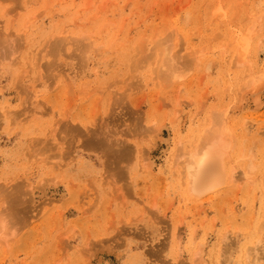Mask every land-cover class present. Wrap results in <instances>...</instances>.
I'll list each match as a JSON object with an SVG mask.
<instances>
[{"label": "rangeland", "instance_id": "rangeland-1", "mask_svg": "<svg viewBox=\"0 0 264 264\" xmlns=\"http://www.w3.org/2000/svg\"><path fill=\"white\" fill-rule=\"evenodd\" d=\"M211 132L222 178L191 192ZM249 263L264 0H0V264Z\"/></svg>", "mask_w": 264, "mask_h": 264}, {"label": "bare ground", "instance_id": "bare-ground-1", "mask_svg": "<svg viewBox=\"0 0 264 264\" xmlns=\"http://www.w3.org/2000/svg\"><path fill=\"white\" fill-rule=\"evenodd\" d=\"M260 43V41L258 42ZM258 46V44H257ZM259 47V46H258ZM256 48V55L255 57L258 58L259 52L261 51L260 48ZM262 47V46H261ZM55 49V48H53ZM243 53H245V50L243 49ZM246 55V54H245ZM244 55V56H245ZM254 56V55H253ZM255 58V59H256ZM246 58H244L245 60ZM248 59V58H247ZM242 62V61H241ZM244 62V61H243ZM243 65V64H242ZM248 65V64H246ZM250 65V64H249ZM177 69V68H176ZM175 73V72H174ZM180 73V72H179ZM181 75V74H180ZM185 75V74H184ZM261 76V75H260ZM243 77V76H242ZM262 79V78H261ZM261 81V80H259ZM260 86V85H259ZM248 87V86H247ZM249 90V88H248ZM258 96V95H255ZM253 97L254 104L260 105V101L257 99L258 97ZM252 100V101H253ZM260 103V104H259ZM253 109V108H252ZM210 115V114H208ZM215 115V114H214ZM211 116V115H210ZM225 117V116H224ZM206 122V121H205ZM208 122V121H207ZM223 123V122H222ZM224 124V123H223ZM161 127V126H160ZM159 127V128H160ZM245 127V126H244ZM243 128V127H242ZM159 131V130H158ZM205 131V130H203ZM207 131V130H206ZM244 131V130H243ZM216 132V131H215ZM209 133V132H208ZM202 135V134H201ZM210 135V134H209ZM204 137V136H203ZM206 138V139H205ZM226 138V137H225ZM224 138V135L214 134L211 132V135L208 137H204V140L201 141L200 144L194 146L193 148H190L187 152V159L185 163L186 173H185V181H187V187L191 189V192L195 193H201L205 190L211 189L218 184L219 181H221L222 178V168H223V162H222V153L224 152L223 147L226 148V146H223V142L226 140ZM199 141V140H198ZM242 141V140H241ZM181 142V141H180ZM203 142V143H202ZM226 142V141H225ZM225 144V143H224ZM227 144V143H226ZM228 145V144H227ZM178 146V145H177ZM249 146V145H248ZM176 147V146H175ZM180 146H178L179 148ZM233 148V146H232ZM227 149V148H226ZM249 149V148H248ZM180 150V149H179ZM185 150V149H184ZM177 151V150H176ZM242 151V150H241ZM185 153V152H184ZM183 153V154H184ZM248 153V151L246 152ZM173 154V153H172ZM226 155V154H225ZM224 155V156H225ZM247 156V155H246ZM241 157V156H240ZM242 158V157H241ZM249 160V158H247ZM251 159V158H250ZM247 160V163L249 164ZM250 161V160H249ZM151 163V162H150ZM251 163V162H250ZM149 164V163H148ZM249 166V165H248ZM245 168V167H244ZM244 173V172H243ZM231 174V173H230ZM230 180V179H229ZM203 194V193H202ZM189 195V194H188ZM227 244V243H226ZM204 244L202 243L201 246ZM206 245V244H205ZM257 245V244H256ZM200 246V247H201ZM225 250V249H224ZM248 250V249H247ZM252 251V250H251ZM246 252V251H245ZM250 252V251H249ZM229 253V252H228ZM227 255V254H226ZM256 255V254H255ZM245 257V256H244ZM256 257V256H255ZM254 259V258H253ZM252 259V260H253ZM258 261V260H257ZM246 262V261H245ZM254 262V261H253ZM250 264V263H249Z\"/></svg>", "mask_w": 264, "mask_h": 264}]
</instances>
